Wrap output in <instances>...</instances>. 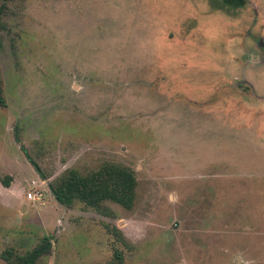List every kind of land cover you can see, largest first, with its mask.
I'll list each match as a JSON object with an SVG mask.
<instances>
[{
    "label": "rangeland",
    "instance_id": "rangeland-1",
    "mask_svg": "<svg viewBox=\"0 0 264 264\" xmlns=\"http://www.w3.org/2000/svg\"><path fill=\"white\" fill-rule=\"evenodd\" d=\"M246 1L0 0V264L46 239L37 264H264V0ZM104 164L135 172L132 210L54 198Z\"/></svg>",
    "mask_w": 264,
    "mask_h": 264
},
{
    "label": "trees",
    "instance_id": "trees-1",
    "mask_svg": "<svg viewBox=\"0 0 264 264\" xmlns=\"http://www.w3.org/2000/svg\"><path fill=\"white\" fill-rule=\"evenodd\" d=\"M231 9H240L246 0H218ZM0 106H5L2 82L0 79ZM9 187L11 181L3 183ZM138 181L135 172L125 166L104 164L99 169L83 174L76 169L65 171L50 184V190L57 202L65 207H72L75 202L99 212L103 211L106 203L111 202L132 210L135 206ZM50 240H44L36 249L26 255L13 253L3 257L7 264H37L39 260L50 254Z\"/></svg>",
    "mask_w": 264,
    "mask_h": 264
},
{
    "label": "built area",
    "instance_id": "built-area-1",
    "mask_svg": "<svg viewBox=\"0 0 264 264\" xmlns=\"http://www.w3.org/2000/svg\"><path fill=\"white\" fill-rule=\"evenodd\" d=\"M27 198L29 201H36L37 200L36 192L35 193H29Z\"/></svg>",
    "mask_w": 264,
    "mask_h": 264
}]
</instances>
